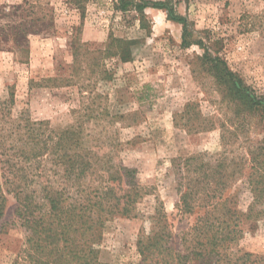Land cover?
Instances as JSON below:
<instances>
[{
  "label": "rangeland",
  "instance_id": "obj_1",
  "mask_svg": "<svg viewBox=\"0 0 264 264\" xmlns=\"http://www.w3.org/2000/svg\"><path fill=\"white\" fill-rule=\"evenodd\" d=\"M114 1L0 0V101L13 99L15 120L47 122L57 131L80 126L88 147L135 171L145 189L137 216L107 222L99 248L107 264H138L139 233L150 230L159 204L177 242L194 220L177 211L172 159L215 157L223 145L242 158L264 139V119H234L201 59L206 48L264 94V0H173L203 47L181 46L182 26L164 11L146 10L140 25L134 13L116 11ZM110 37L131 41L128 60L106 53ZM200 119L210 128L194 130ZM230 193L246 211L251 195L243 178ZM7 198L0 264H28L24 232L13 224L15 202ZM234 250L264 255V226L244 231Z\"/></svg>",
  "mask_w": 264,
  "mask_h": 264
},
{
  "label": "trees",
  "instance_id": "obj_2",
  "mask_svg": "<svg viewBox=\"0 0 264 264\" xmlns=\"http://www.w3.org/2000/svg\"><path fill=\"white\" fill-rule=\"evenodd\" d=\"M114 9L134 13L140 25L146 10L164 11L182 26L181 46L195 42L203 47L202 41L192 39L189 22L176 13L173 0H115ZM130 44L110 37L105 51L126 61ZM203 51L201 59L223 88L233 118L242 123L264 119V94L246 85L224 59ZM12 102V98L0 101V221L11 196L13 224L24 232L28 264H107L101 261L99 248L106 223L136 217V204L145 194L135 181V171L88 147L80 126L57 131L47 122L13 119ZM184 113L188 115L187 110ZM205 122L200 119L194 130L209 129ZM171 168L177 211L193 217L192 226L177 242L159 204L149 217L150 230L139 233L138 264H264V255L234 250L244 231L264 226V139L249 147L246 157L230 155L223 145L215 157L199 153L174 158ZM241 178L251 195L246 211L234 206L230 193ZM7 225L0 223V231Z\"/></svg>",
  "mask_w": 264,
  "mask_h": 264
}]
</instances>
